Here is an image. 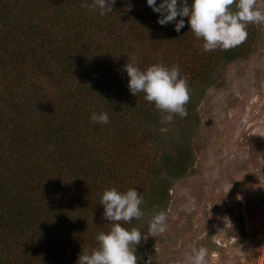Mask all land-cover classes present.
<instances>
[{"label":"trees","instance_id":"16d2710c","mask_svg":"<svg viewBox=\"0 0 264 264\" xmlns=\"http://www.w3.org/2000/svg\"><path fill=\"white\" fill-rule=\"evenodd\" d=\"M84 3L0 0V264H76L112 226L104 189L134 187L154 209L191 165L189 146L160 149L161 112L122 66L179 64L191 88L219 48L203 50L187 17L179 32L158 24L145 0H115L104 16ZM105 109L108 124L90 119Z\"/></svg>","mask_w":264,"mask_h":264},{"label":"rangeland","instance_id":"374dc122","mask_svg":"<svg viewBox=\"0 0 264 264\" xmlns=\"http://www.w3.org/2000/svg\"><path fill=\"white\" fill-rule=\"evenodd\" d=\"M257 6L264 10V0ZM247 33L237 57L219 48L189 88L187 116L153 129L162 151L189 146L192 160L158 209L136 221L145 236L137 264H188L193 246L208 249L207 264H264V23H249ZM159 210L168 227L152 236Z\"/></svg>","mask_w":264,"mask_h":264},{"label":"clouds","instance_id":"9594fccd","mask_svg":"<svg viewBox=\"0 0 264 264\" xmlns=\"http://www.w3.org/2000/svg\"><path fill=\"white\" fill-rule=\"evenodd\" d=\"M153 12L159 13L157 23H172L179 32L187 23L194 36L202 43L205 51L218 48L228 49L247 38L249 23H264V10L257 6V0H145ZM115 0H85L84 7L96 10L100 15L112 13ZM177 17H180L177 19ZM128 80L127 87L133 95L144 93V99L152 102L161 112L162 122L173 120L174 114L187 116V102L190 90L186 76L180 74V65L171 66L161 62L141 68L136 57H131L123 66ZM90 119L101 124L109 123V111H92ZM143 196L136 188L120 191L117 187L103 190L100 204L102 216L111 222L108 231H100L95 239L96 247L82 249L76 264H137L136 245L144 238L139 228H126L120 221L131 222L144 215L141 205ZM156 208L159 206L156 205ZM168 227L167 213L155 211L149 220V233L154 236ZM208 249L193 246L186 253L188 264H207Z\"/></svg>","mask_w":264,"mask_h":264}]
</instances>
